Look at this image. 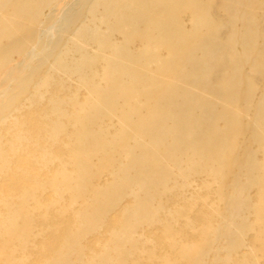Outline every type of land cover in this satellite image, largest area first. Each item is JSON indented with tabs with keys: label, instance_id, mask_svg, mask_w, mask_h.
<instances>
[{
	"label": "bare ground",
	"instance_id": "6f19581e",
	"mask_svg": "<svg viewBox=\"0 0 264 264\" xmlns=\"http://www.w3.org/2000/svg\"><path fill=\"white\" fill-rule=\"evenodd\" d=\"M54 1L0 0V264H264V0Z\"/></svg>",
	"mask_w": 264,
	"mask_h": 264
},
{
	"label": "rangeland",
	"instance_id": "374dc122",
	"mask_svg": "<svg viewBox=\"0 0 264 264\" xmlns=\"http://www.w3.org/2000/svg\"><path fill=\"white\" fill-rule=\"evenodd\" d=\"M62 1L61 0H55L54 1V3H58V4H60ZM44 14H46V11H43L42 12V15H41V17L43 16L44 17ZM90 47V48H89ZM94 47L95 46H88L87 47V49L86 50H88V52L89 53H92L95 49H94ZM91 49V50H90ZM20 55L19 54H16V53H12V54H10V56H9V60H8V66H12L13 64H15L16 62H18L19 61V59H20ZM92 63H93V66H94V63H95V65H98L97 63L98 62H96V60L94 61H92ZM0 77H1V71H0ZM65 82V85L66 86H69V87H73V86H75L76 85V80L74 79V78H72V79H70V80H65L64 81ZM76 95H77V97L79 98V99H81L84 95H85V92H84V90H80V89H77V92H76ZM3 142H5V139L3 138V140H2ZM105 177H106V175H104ZM252 192V193H251ZM251 192L249 191V194L250 195H252L253 194V192L254 191H252L251 190ZM39 225V223L36 225V229H40L39 227H41L40 225ZM43 234H45L44 233V231H38V232H36V236H35V238L33 239V242L34 243H37L39 240L38 239H40L42 236H43ZM36 238H37V241H36ZM247 236H245V239L247 240Z\"/></svg>",
	"mask_w": 264,
	"mask_h": 264
}]
</instances>
